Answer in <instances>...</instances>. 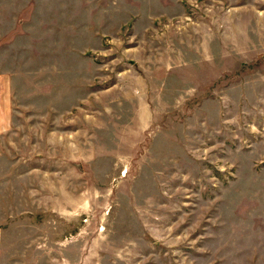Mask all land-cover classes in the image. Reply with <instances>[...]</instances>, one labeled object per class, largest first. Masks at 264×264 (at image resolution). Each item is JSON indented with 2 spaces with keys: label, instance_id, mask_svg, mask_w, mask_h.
Instances as JSON below:
<instances>
[{
  "label": "rangeland",
  "instance_id": "1",
  "mask_svg": "<svg viewBox=\"0 0 264 264\" xmlns=\"http://www.w3.org/2000/svg\"><path fill=\"white\" fill-rule=\"evenodd\" d=\"M0 76V264H264V0H0Z\"/></svg>",
  "mask_w": 264,
  "mask_h": 264
},
{
  "label": "crops",
  "instance_id": "2",
  "mask_svg": "<svg viewBox=\"0 0 264 264\" xmlns=\"http://www.w3.org/2000/svg\"><path fill=\"white\" fill-rule=\"evenodd\" d=\"M1 83H0V137H3V134H7L9 137L10 132L12 131L11 123L9 120L10 115V100H9V79L6 78L7 85L4 89V78L0 76ZM2 140V139H1ZM0 140V141H1ZM10 144V140H7V144ZM3 144V143H2Z\"/></svg>",
  "mask_w": 264,
  "mask_h": 264
}]
</instances>
